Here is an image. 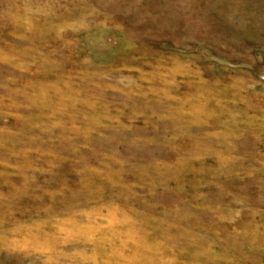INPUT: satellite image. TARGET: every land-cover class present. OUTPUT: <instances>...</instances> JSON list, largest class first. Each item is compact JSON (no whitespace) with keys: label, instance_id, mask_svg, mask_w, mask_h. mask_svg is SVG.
<instances>
[{"label":"rangeland","instance_id":"374dc122","mask_svg":"<svg viewBox=\"0 0 264 264\" xmlns=\"http://www.w3.org/2000/svg\"><path fill=\"white\" fill-rule=\"evenodd\" d=\"M0 264H264V0H0Z\"/></svg>","mask_w":264,"mask_h":264}]
</instances>
